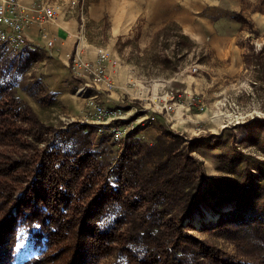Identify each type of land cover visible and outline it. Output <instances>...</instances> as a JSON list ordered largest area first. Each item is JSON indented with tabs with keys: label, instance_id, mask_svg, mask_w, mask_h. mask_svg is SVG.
<instances>
[{
	"label": "rangeland",
	"instance_id": "374dc122",
	"mask_svg": "<svg viewBox=\"0 0 264 264\" xmlns=\"http://www.w3.org/2000/svg\"><path fill=\"white\" fill-rule=\"evenodd\" d=\"M19 1L53 4L56 16L32 23L36 49L14 52L0 43V83L10 82L47 125L93 126V150L114 158L141 144L143 169L158 155L148 145L170 138L168 132L184 140L182 149L203 162L208 176L226 175L219 166L233 146L264 159V0ZM231 10L243 19H234ZM99 49L108 55L111 86L93 82L90 69ZM76 52L88 68L72 65ZM86 82L91 97L79 90ZM96 103L121 108L124 118L95 123ZM114 126L124 129L118 140L111 133ZM147 126L159 133L148 137ZM193 140L202 146L188 145ZM57 147L77 150L74 138L59 139ZM202 209L185 220L193 232L233 250L202 228L217 218ZM38 251L21 229L15 261Z\"/></svg>",
	"mask_w": 264,
	"mask_h": 264
},
{
	"label": "trees",
	"instance_id": "16d2710c",
	"mask_svg": "<svg viewBox=\"0 0 264 264\" xmlns=\"http://www.w3.org/2000/svg\"><path fill=\"white\" fill-rule=\"evenodd\" d=\"M95 135L90 125H47L0 83V264H264V159L233 146L219 166L226 175L208 176L168 132L148 145L158 155L143 169L141 144L114 158L93 150ZM71 138L74 152L57 147ZM203 207L217 218L202 228L233 250L185 221ZM23 228L39 251L16 262Z\"/></svg>",
	"mask_w": 264,
	"mask_h": 264
},
{
	"label": "built area",
	"instance_id": "2783aa9c",
	"mask_svg": "<svg viewBox=\"0 0 264 264\" xmlns=\"http://www.w3.org/2000/svg\"><path fill=\"white\" fill-rule=\"evenodd\" d=\"M56 6L47 3L23 4L19 0H0V43L4 44L8 49L17 52L28 43L26 29L32 23L41 24L46 20L54 19L56 16ZM50 42L52 40H49ZM107 52L103 49L98 50L96 60L92 62L90 72L93 73V82H105L111 86L109 77L106 75ZM90 63L79 56L76 52L73 56V66H82L88 68ZM89 83H84L79 90L82 94L90 96ZM91 97V96H90ZM170 107V106H168ZM91 115L96 119L95 123L114 122L120 118H124V110L121 108L108 107L102 103H96L92 109ZM149 121L154 117L146 116ZM112 136L118 140L122 137L124 129L114 126L112 128Z\"/></svg>",
	"mask_w": 264,
	"mask_h": 264
},
{
	"label": "crops",
	"instance_id": "0c3cea01",
	"mask_svg": "<svg viewBox=\"0 0 264 264\" xmlns=\"http://www.w3.org/2000/svg\"><path fill=\"white\" fill-rule=\"evenodd\" d=\"M34 25H35V23H33ZM33 24H31L27 29H26V35H27V38H28V43H27V47L28 48H37V37H36V35H34L33 34V31H32V28L34 27V25ZM65 27V29H67L66 27L67 26H64ZM65 31V30H64ZM64 31H62L61 30V32H59V34H60V36H62V37H64V35L63 34H65L64 33ZM59 37V36H58ZM60 38V37H59ZM149 115V114H148ZM150 115H152V114H150ZM145 116H147V115H145ZM153 116V115H152ZM154 117V116H153ZM144 132H145V134L149 137L150 136V134H158L159 132L154 128V126H147V127H145L144 128V130H143ZM17 248V247H16Z\"/></svg>",
	"mask_w": 264,
	"mask_h": 264
}]
</instances>
